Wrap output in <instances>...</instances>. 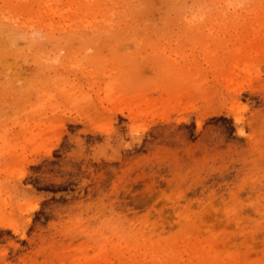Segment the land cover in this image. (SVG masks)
I'll list each match as a JSON object with an SVG mask.
<instances>
[{
	"label": "rangeland",
	"instance_id": "obj_1",
	"mask_svg": "<svg viewBox=\"0 0 264 264\" xmlns=\"http://www.w3.org/2000/svg\"><path fill=\"white\" fill-rule=\"evenodd\" d=\"M0 264H264V0H0Z\"/></svg>",
	"mask_w": 264,
	"mask_h": 264
},
{
	"label": "bare ground",
	"instance_id": "obj_2",
	"mask_svg": "<svg viewBox=\"0 0 264 264\" xmlns=\"http://www.w3.org/2000/svg\"><path fill=\"white\" fill-rule=\"evenodd\" d=\"M53 11V10H52Z\"/></svg>",
	"mask_w": 264,
	"mask_h": 264
}]
</instances>
